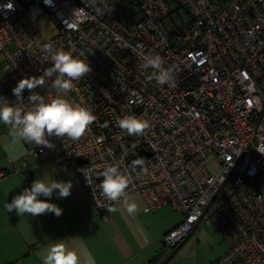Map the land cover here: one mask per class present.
Returning a JSON list of instances; mask_svg holds the SVG:
<instances>
[{
    "label": "built area",
    "instance_id": "2783aa9c",
    "mask_svg": "<svg viewBox=\"0 0 264 264\" xmlns=\"http://www.w3.org/2000/svg\"><path fill=\"white\" fill-rule=\"evenodd\" d=\"M27 13L53 15L58 33L38 42ZM46 45L90 64L67 98L97 119L79 141L27 143L28 155L72 165L102 217L122 201L104 196L101 173L120 162L131 174L128 196L140 195L146 212L183 215L164 246L175 249L210 222L228 245L214 264H264V0H0V97L15 103L18 81L52 66ZM149 55L175 68L174 86L142 67ZM35 91L57 95L48 78ZM125 115L149 120L150 130L129 136L117 124ZM135 160L146 171L133 169Z\"/></svg>",
    "mask_w": 264,
    "mask_h": 264
},
{
    "label": "crops",
    "instance_id": "0c3cea01",
    "mask_svg": "<svg viewBox=\"0 0 264 264\" xmlns=\"http://www.w3.org/2000/svg\"><path fill=\"white\" fill-rule=\"evenodd\" d=\"M6 72L5 57L0 54V88ZM10 133L11 128L0 123V172L6 173L0 179V264H42L37 253L59 242L90 254L95 264H152L155 256L159 264L169 255L163 256L164 244L160 248L159 244L165 234L183 221L181 213L170 207L146 212L144 199L132 194L129 202L138 206L136 214L129 215L120 202L113 207L115 211L102 217L72 165L28 155L27 142L14 140ZM37 178L72 182L69 197L57 198L54 193L48 201L62 208L63 214L32 217L7 213L5 205L30 188ZM203 224L168 264H214L228 251L221 234L222 242L219 239L217 244L209 243L208 251L201 248L200 239L205 235L200 230Z\"/></svg>",
    "mask_w": 264,
    "mask_h": 264
},
{
    "label": "clouds",
    "instance_id": "9594fccd",
    "mask_svg": "<svg viewBox=\"0 0 264 264\" xmlns=\"http://www.w3.org/2000/svg\"><path fill=\"white\" fill-rule=\"evenodd\" d=\"M44 52L45 59L50 58L52 66L46 68L39 77H25L18 81L17 86L12 89V94L16 97L15 103L0 97V123L10 126V134L14 140L54 149L51 137L79 141L97 119L90 107L75 104L67 98L68 93L75 90L74 81L88 77L93 70L88 62L74 57L70 51L56 50L52 45H46ZM163 63L159 55H149L145 57L142 67L152 68L154 73H158V84L174 86L176 70L172 67L165 69ZM46 78L51 80L52 88L57 93L54 98L49 97L48 100L35 91L46 84ZM25 90L30 93L28 101L31 108H27L23 103ZM117 124L121 131L129 136H143L151 128L149 120L135 115H125L117 120ZM142 165V160L132 162L133 169L142 168ZM142 171L146 169L142 168ZM101 175L103 180L99 188L104 196L114 203L122 201L129 215L136 214L138 206L129 202L127 192L131 174L127 170L121 171L120 162H114L104 165ZM85 179L89 181L87 176ZM72 188L71 181L58 182L37 178L30 188H25L20 194L15 195L11 202L5 205V210L10 214L15 212L18 216L37 217L52 213L60 217L63 209L48 201L54 193L57 194V198L69 197ZM108 211H115V208H109ZM37 255L42 264H95L90 254L85 255L63 242L54 243Z\"/></svg>",
    "mask_w": 264,
    "mask_h": 264
},
{
    "label": "rangeland",
    "instance_id": "374dc122",
    "mask_svg": "<svg viewBox=\"0 0 264 264\" xmlns=\"http://www.w3.org/2000/svg\"><path fill=\"white\" fill-rule=\"evenodd\" d=\"M140 19H141V16L138 15L134 19V21H139ZM23 20H24V23L27 27L29 34H31L40 43L51 39L59 31L58 21L53 15L49 13L43 14L37 19L33 18L30 14L27 13L24 16ZM122 20L126 24L130 23L129 21H127V19L123 18ZM200 230L204 231L205 233V235L201 237L200 239V243L202 244L201 248L205 249V251L209 250V246H210L208 245L209 243L217 244L218 240L221 239L220 232L210 222H205ZM194 235H197V232ZM162 242H163V239L161 243L159 244V248L163 246ZM221 242H222V239H221ZM163 249H164L163 256L170 254L174 250L168 246H164Z\"/></svg>",
    "mask_w": 264,
    "mask_h": 264
},
{
    "label": "water",
    "instance_id": "95a60500",
    "mask_svg": "<svg viewBox=\"0 0 264 264\" xmlns=\"http://www.w3.org/2000/svg\"><path fill=\"white\" fill-rule=\"evenodd\" d=\"M78 164H83L86 163V161H82V160H78L77 161ZM197 230V228H195V231ZM192 236V235H191ZM190 236V237H191ZM189 237V238H190ZM188 238V239H189ZM188 239H186L185 241H187ZM185 241L183 243H181L179 246H177L161 263L159 264H168L175 256L176 254L179 252L180 248L183 246V244L185 243ZM157 262V256L153 257V259L151 260L152 264H156Z\"/></svg>",
    "mask_w": 264,
    "mask_h": 264
}]
</instances>
